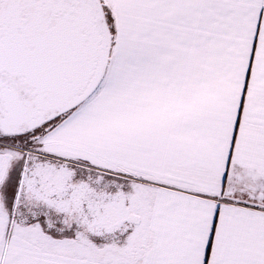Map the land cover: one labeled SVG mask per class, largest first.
Wrapping results in <instances>:
<instances>
[{"label": "snow or ice", "instance_id": "snow-or-ice-1", "mask_svg": "<svg viewBox=\"0 0 264 264\" xmlns=\"http://www.w3.org/2000/svg\"><path fill=\"white\" fill-rule=\"evenodd\" d=\"M0 264H264V0H0Z\"/></svg>", "mask_w": 264, "mask_h": 264}]
</instances>
